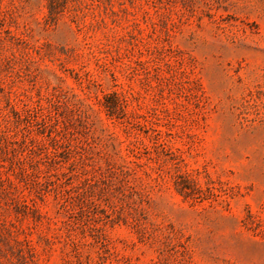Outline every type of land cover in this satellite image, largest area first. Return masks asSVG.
<instances>
[{"label": "rangeland", "instance_id": "1", "mask_svg": "<svg viewBox=\"0 0 264 264\" xmlns=\"http://www.w3.org/2000/svg\"><path fill=\"white\" fill-rule=\"evenodd\" d=\"M0 264H264V0H0Z\"/></svg>", "mask_w": 264, "mask_h": 264}]
</instances>
